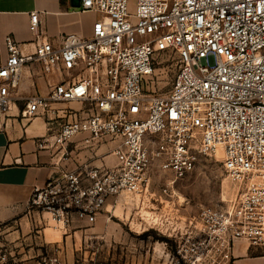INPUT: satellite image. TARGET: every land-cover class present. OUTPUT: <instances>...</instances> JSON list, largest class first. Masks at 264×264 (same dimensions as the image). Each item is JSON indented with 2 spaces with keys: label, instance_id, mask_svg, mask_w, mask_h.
I'll return each mask as SVG.
<instances>
[{
  "label": "built area",
  "instance_id": "2783aa9c",
  "mask_svg": "<svg viewBox=\"0 0 264 264\" xmlns=\"http://www.w3.org/2000/svg\"><path fill=\"white\" fill-rule=\"evenodd\" d=\"M80 1L82 11L101 15L89 37L64 35L55 45L37 12L29 23L33 49L5 37L0 118L20 104L24 119L62 113L68 120L55 146L79 134L88 135L86 143L110 138L117 163L53 176L34 187L28 208L57 226L95 223L111 199L141 193L154 164L176 181L192 174L200 158L221 152L238 197L226 207H203L198 234L178 238L173 260L236 264V241L264 248V0ZM164 61L176 71L170 90L158 93ZM34 65L43 75L68 79L49 85L47 94L22 96L24 70ZM72 102L87 108H53ZM2 229L0 223V235ZM7 262L0 252V264ZM43 264L59 262L45 258Z\"/></svg>",
  "mask_w": 264,
  "mask_h": 264
},
{
  "label": "crops",
  "instance_id": "0c3cea01",
  "mask_svg": "<svg viewBox=\"0 0 264 264\" xmlns=\"http://www.w3.org/2000/svg\"><path fill=\"white\" fill-rule=\"evenodd\" d=\"M34 12L39 13L42 33L55 45L60 44L64 35L89 37L101 18L96 12L82 11L77 0H0L2 56L7 53L5 37L8 35L20 44H30L26 46L28 50L33 49L34 36L29 23ZM23 74L22 96L47 94L49 85L68 79L65 73L43 75L36 65L26 68ZM22 107L21 104L19 109L13 107L9 118H0V223L3 228L0 252L8 254L6 264H43L45 258L57 259L59 264H178L172 253L178 238L190 232L198 234L195 228L200 229V223L97 219L95 223L75 221L63 227L57 226L48 214L28 208L34 187L45 185L63 171L114 167L117 161L113 151L117 143L110 138L86 143L88 135L79 134L63 147L55 146L54 137L68 117L42 112L32 119H24ZM53 108L80 112L87 107L72 102L56 104ZM43 139L48 143L42 148ZM153 231H161L166 236L165 242H153ZM257 248L262 247L236 241L233 261L264 264V254H252Z\"/></svg>",
  "mask_w": 264,
  "mask_h": 264
},
{
  "label": "rangeland",
  "instance_id": "374dc122",
  "mask_svg": "<svg viewBox=\"0 0 264 264\" xmlns=\"http://www.w3.org/2000/svg\"><path fill=\"white\" fill-rule=\"evenodd\" d=\"M175 71L174 65L163 62L155 84L158 93L170 90ZM222 161L221 152L212 157H202L192 174L176 181L173 173L164 172L156 163L150 167L148 181L141 193L111 199L101 213L103 216L99 215L97 219L133 220L138 223H201L199 214L203 207H226L238 197V186L226 177ZM151 237L158 244L165 242L166 238L161 231L151 232ZM168 245L172 247L171 243ZM252 254H264V249L257 248Z\"/></svg>",
  "mask_w": 264,
  "mask_h": 264
},
{
  "label": "water",
  "instance_id": "95a60500",
  "mask_svg": "<svg viewBox=\"0 0 264 264\" xmlns=\"http://www.w3.org/2000/svg\"><path fill=\"white\" fill-rule=\"evenodd\" d=\"M79 2V4L81 5V1L80 0H77Z\"/></svg>",
  "mask_w": 264,
  "mask_h": 264
}]
</instances>
